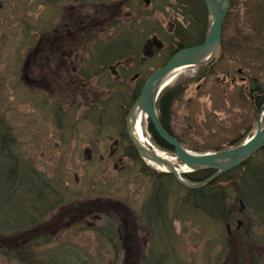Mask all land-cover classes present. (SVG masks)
Wrapping results in <instances>:
<instances>
[{"label": "rangeland", "instance_id": "rangeland-1", "mask_svg": "<svg viewBox=\"0 0 264 264\" xmlns=\"http://www.w3.org/2000/svg\"><path fill=\"white\" fill-rule=\"evenodd\" d=\"M77 1L0 0V126L15 141L10 156L37 175L58 177L62 192L76 195L67 196L64 201L67 205L60 202L32 226L17 229L2 214L5 225L0 229V264L43 263L50 256L55 235L59 237L61 233L65 234L61 238L72 236L66 243L69 247L76 244L81 250L96 248L94 256H99L103 264H114L113 261L144 264L149 250L152 251L153 240L141 207L150 204L154 178L149 174L154 169L138 158L133 161L128 157V137L122 134L117 145L122 123L121 128L110 124L122 120L131 106L134 85L119 86L114 83L117 76L109 71L99 77V66L111 67V63L121 60L112 71L121 68L124 75L128 72L126 80L136 77L146 82L176 43L169 36L173 24L183 29L188 24L181 8H177L179 0ZM229 1L218 52L202 66L181 70L168 85L169 89H183L179 100L171 106L170 132L181 145L197 154L227 151L241 145L254 133L264 102V0ZM204 9L207 29L209 20L205 6ZM120 32L133 44L122 58L116 53L121 41L116 34ZM102 48L109 51L108 58L104 55L107 60L99 58L104 57L98 53ZM142 59L144 62L139 64ZM98 99H102L103 106L99 103L93 107ZM101 106L104 114L100 122L94 112H100ZM141 126L145 140L156 148L143 117ZM261 126L264 127V116ZM164 152L178 166L176 159ZM260 164H264L261 158ZM17 171L16 167L14 176ZM207 171L212 172L210 176L214 174L213 170L197 172ZM9 177L13 180L7 174L2 183L9 181ZM35 182L44 193L45 186L39 180ZM233 182L234 178L223 182L230 196L225 204L226 219L221 224L196 211L185 216L192 209L183 203L182 191L172 190L171 199H178L177 207L180 206L168 211V219L173 218V240H157L162 244L160 247L171 250L168 255L173 260L171 264H264V212L260 211L259 222L239 202V186L234 187ZM84 194L89 197L87 202L99 199L110 203V206L101 204L104 216L120 211L112 223L102 220L99 224L105 230L121 226V236L115 237L120 254L111 249L110 243L98 250L95 247L98 245H91L97 238L86 231L87 208L80 211L83 219L71 217L73 211L69 210L76 208L77 200ZM3 197L2 201L12 202ZM159 197L163 198L162 192ZM20 199H17L20 207H35L29 199ZM41 233L52 238L40 244L35 237ZM120 237L122 242L118 240ZM50 264H54L51 259Z\"/></svg>", "mask_w": 264, "mask_h": 264}, {"label": "trees", "instance_id": "trees-1", "mask_svg": "<svg viewBox=\"0 0 264 264\" xmlns=\"http://www.w3.org/2000/svg\"><path fill=\"white\" fill-rule=\"evenodd\" d=\"M71 1L73 3L79 2L77 0H71ZM83 1L84 2H98L101 0H83ZM177 8H181L182 17L184 18V21H186L188 25L187 27L183 29L179 25L173 24L172 26L173 30L171 33H169V36L171 37V40L175 38L176 43H174L171 50L168 51V54L166 55L163 64L175 52L185 49V48L198 46L202 44L204 40L207 20H206L205 9H204L202 0H179L177 1ZM127 18L130 19V17H127ZM127 34L129 33L127 32ZM116 36L121 39L120 43L117 44L116 53L119 55L120 58H122L126 56V54H128V52L132 49L131 46L133 44L124 34V32L123 33L120 32L119 34H116ZM107 52L109 53V51L104 48L98 51V53H101L100 55L102 56L107 55L106 54ZM106 57L108 58V55ZM106 57L104 56V57H99V58H104L107 60ZM119 62H122V61L119 60ZM119 62H116L114 64L111 63V67L114 65H118ZM126 71L127 70H125V72ZM127 74L128 72H126L125 75L123 74V72H121V76H120L122 78L121 85L129 88L128 87L129 84L126 85V83L129 82V80H126L128 76ZM138 82H139L138 84L139 86L138 85L137 87L135 86L134 91L131 90L132 93H130V96H131L130 100L132 101V103L135 101L139 93V90L144 83V80H141V81L139 80ZM182 92H183V89L181 87H175L169 90H165L161 94L160 98L158 99V103H157V109L159 112V120H160L161 125L176 140H178V138L173 136L172 133L170 132L169 114L171 112L172 104H174L175 101L179 100V98L182 95ZM96 102L98 104L101 103L103 106L102 99H98L96 100ZM92 106L94 107L96 106V104H93ZM101 107H100V111L103 113L104 107L102 108ZM129 107L130 105L128 106V108ZM126 112L125 114H123L124 117L126 115ZM124 117L122 116V120H120L119 122H118L119 119H117L116 121L117 122L116 126H118V128H121V123H122L121 131L119 129V134H120V137L118 139L119 142H121L123 135L126 138V135L124 134L125 132L124 131ZM4 129L5 127L0 126V229L1 230H3L4 225H5V220H4L5 218L2 217V212L4 209L8 208L7 206H5L8 203H14L13 220L11 222L14 223L13 225L17 229L18 227H23L27 225L32 226L36 221H38L39 217L43 216V214L40 216H36L35 219H33L31 222L27 224L26 223L27 215L30 213L31 209L26 208V207H20L19 205H17L18 204L17 199L21 200L20 197H22L23 200L29 199L30 201H32L33 202L32 205L35 206L33 207L35 212L37 211V212L44 213V210H41L40 208V204L42 203L44 193L37 189V187H41V185H38V184L35 185V183H37L35 182V180H39V179L43 180V178L41 177V175L35 174L34 171L32 172L29 166L27 167L23 165L22 163H17L16 157L10 156L12 154L11 152L12 148L15 147V141L12 140L7 135ZM148 131L152 137V141H154V143L158 146V148L165 150L169 153H172V150L169 147H167L161 139L157 137V135L153 131L150 124H148ZM126 146L129 152L128 157H131L133 161L135 160L138 161L139 158L137 157V154L132 148V146L130 144ZM260 158H261V161L264 162V150L262 149L257 151L256 154L243 166L220 177L214 183L209 184V186L203 189L194 190V191H188V190H185L183 187L179 186L174 181L173 177L169 174H163V173H157L155 171H150L151 173L149 175L153 176L154 178L152 182V190L149 195L150 204L148 203L147 205H143L141 207L143 221L148 227L149 233L152 236H156V234L162 231V227L166 225V230L167 231L169 230V232L165 233L163 231L162 236H164L165 234L166 235L171 234L173 218L168 219L170 218L168 211L171 212V209L178 210L180 208V206L177 207V205L179 204L178 199L177 200L171 199L170 194L172 193L173 189H175L176 191L178 190V191L183 192V203L185 204V206H189L192 209V213L191 211H187L185 213V216H187V214L192 215L194 213L193 211H196V212H200V214L203 216L204 214L210 215L212 219H214V221L221 224L226 219L225 204L230 196L229 193H227V190L223 185V182L227 181V178H232V179L234 178L233 186L234 187L239 186V190H240V195H238V199H240V201L245 205L247 211L250 214L254 213V215L257 217V220H259L260 222V211L264 212V164L263 165L260 164ZM14 162H16L17 164L15 165ZM16 167L18 171L15 172L16 175L14 176L13 171L16 169ZM260 168L262 170H260ZM28 173H30V176H27ZM211 173H212L211 171L196 172V173H192L189 175H185L183 176V178L189 183H193V182L205 180L208 176H210ZM7 174H11L13 176V180H11L9 177V181L2 183V181L5 179V176H7ZM31 175H34V176H31ZM40 183L42 184V181H40ZM42 185L44 186L45 183ZM9 186L12 189H14L15 187L14 192L8 193V194H13V196L15 197L11 198L12 202L5 203V200L2 201L4 199L3 196H5V198L7 199L6 197L7 193L4 192V190H5V187L9 188ZM30 188H33L34 192L31 191ZM43 191L45 190L43 189ZM160 192L163 193L162 199H160L159 197ZM40 195L42 196L40 197ZM59 203L60 202H57V204H53L51 206L50 211H52V209L58 206ZM105 221L106 223L107 221H109L110 223L113 222L112 219H107V218L105 219ZM163 223H165V225ZM105 226L107 227V224ZM113 228L114 227L112 226L111 229ZM111 229H107V230H111ZM101 230H102V233L104 231H107L103 229L102 227H101ZM39 243L41 244L43 242H39ZM66 243L58 244L56 248L50 249L51 250L50 254H55L57 257H60L63 259H70V258H73L79 255V252L81 253L84 250V249L82 250L77 249L76 244H71L69 247L66 245ZM110 243H115V238ZM159 244L161 243L159 242ZM117 253L120 254L119 251L116 252V254ZM170 253H171V250L168 252V254ZM165 255H162V257L170 260V258L167 257L166 253ZM31 257L28 256V259L32 260ZM97 257L100 259L99 256ZM116 258L117 257H115V260ZM152 258H154V256H153V253L151 252L150 255L145 259V261L146 260L147 261L144 264H159L158 262L153 263L151 261ZM50 259L51 258L49 257L48 261L45 263L50 264L49 262ZM94 262L91 261L90 263L103 264L102 260L100 261L97 260V263H94ZM115 262L116 261H114V263ZM53 263L55 264V261Z\"/></svg>", "mask_w": 264, "mask_h": 264}, {"label": "water", "instance_id": "water-1", "mask_svg": "<svg viewBox=\"0 0 264 264\" xmlns=\"http://www.w3.org/2000/svg\"><path fill=\"white\" fill-rule=\"evenodd\" d=\"M202 1L207 9L209 20V27L204 42L200 46L176 52L162 68L154 71L143 85L135 103L131 106L125 118L127 137L141 161L163 165L166 169L163 172L172 175L179 185L190 190L200 189L210 184L222 174L234 169L253 156L264 146V127L261 126L264 116V103L259 109L256 118V128L252 136L233 149L210 154H197L181 145L164 130L159 121L156 102L161 91L166 87L165 76L173 70H184L206 64L220 48V31L224 15L228 10V0ZM136 106L138 107L137 116L143 114L148 119L157 136L173 150L176 158L182 163L184 171L175 169L150 153L148 149L138 148L136 141L131 136V125L128 124L129 115ZM187 152L191 153L187 154ZM205 170H213L214 174L201 183L190 184L181 178V175Z\"/></svg>", "mask_w": 264, "mask_h": 264}, {"label": "bare ground", "instance_id": "bare-ground-1", "mask_svg": "<svg viewBox=\"0 0 264 264\" xmlns=\"http://www.w3.org/2000/svg\"><path fill=\"white\" fill-rule=\"evenodd\" d=\"M221 45V44H220ZM212 60V59H211ZM210 60V61H211ZM101 68L100 72H99V77H103L104 75H107V72L109 71L110 74L114 73V71H112V69H110L109 67H106L105 65H101L99 66ZM98 67L96 66L95 67V71L97 72L98 71ZM181 70H173V71H170L166 76H165V81H166V86L170 85L176 78V76L178 75V73L180 72ZM113 76H117V78H113L114 79V83L116 82L117 84H119V86H122L121 85V81H122V78L120 76L116 74H113ZM129 84V85H128ZM126 85L129 86V88L132 86L131 83H126ZM125 87V86H124ZM134 89V88H133ZM98 90V89H97ZM108 93H111L112 91H109V89H106ZM99 91V90H98ZM133 91V90H132ZM136 100V99H135ZM107 102V101H106ZM93 104H96V106L98 105V103L95 101ZM92 104V105H93ZM133 104V103H132ZM131 104V106H132ZM131 106L128 108L127 112H126V115L128 113V111L130 110ZM114 109V108H113ZM137 109L138 107L136 106L132 112L130 113L129 115V125H131V128H130V132H131V136L133 137V139L136 141L137 143V146L138 148L140 149H143V150H147L150 149V150H153L154 153H156L160 158L164 159V160H167L169 162H171V160L167 157L166 153H163L162 151L158 150V146L155 144L156 148L150 143H148L144 136H143V130H142V126H141V122H142V115H139L137 116ZM95 114V112H94ZM125 115V117H126ZM95 117L98 116L99 117V120L102 119L101 116H103V113L100 111V112H96V114L94 115ZM124 117V119H125ZM144 118V117H143ZM98 120H95V122H97ZM99 122V121H98ZM101 122V120H100ZM106 122H109V120H106ZM111 125H114L116 127V124L112 121L110 122ZM124 127H125V132H126V122H124ZM129 141V139H128ZM120 142L117 143V145L119 144ZM130 143V141H129ZM131 145V143H130ZM132 146V145H131ZM186 147V146H185ZM188 148V147H186ZM189 149V148H188ZM191 152H187V154H190ZM14 164L16 165L17 163L14 162ZM149 165H151L155 170L157 171H165V167L163 165H160V164H156V163H149ZM185 169H182V171H184ZM160 173H163V172H160ZM191 174V173H188V175ZM46 176V175H45ZM172 176V175H171ZM183 176L185 175H181V178H183ZM41 177H43L41 175ZM173 177V176H172ZM47 179L49 180H53V181H47ZM58 179V177L56 176H48V177H43V180L39 179L40 181H42V184L45 183V187H42L44 190L46 189V191H44V194H43V199H42V203L40 204V208L43 209L44 207V213L43 212H35V210L33 208H31L30 210V213L27 215V220H26V223L28 224L29 222H31L33 219H35L36 216H40V215H44L46 214L47 212L50 211L51 209V206L53 204H57V202H64L66 201V197L67 196H70V194L72 193H67V195L65 193H63L62 191L64 190L63 187L61 186V183L56 180ZM174 179V178H173ZM206 180V179H205ZM174 181L176 182V180L174 179ZM214 181V180H213ZM213 181L210 183L212 184ZM53 184H49V183H52ZM203 181H198V182H193L191 184H197V183H201ZM177 183V182H176ZM187 183H189L187 181ZM178 184V183H177ZM49 185V186H48ZM179 185V184H178ZM181 186V185H179ZM209 185H206L205 187H207ZM182 187V186H181ZM204 187V188H205ZM184 188V187H183ZM15 190V187L14 189H12L10 186L9 188H6L5 187V190L4 192L6 193H11V192H14ZM31 191L34 192V189L33 188H30ZM197 190V189H196ZM199 190V189H198ZM47 194L49 196H47ZM73 196V194H72ZM76 196V195H75ZM75 196H73L75 198ZM12 197H15L13 196V194H8L7 195V198L9 200H11ZM81 199H78L76 204V208L74 207V210H69V211H73L72 214H71V217H75L74 219H77L78 221L80 219H83V217H81V214H80V211H82L83 208H87L88 209V212H87V216L84 220H87V223H88V226L86 227V231L88 232H91L92 234H94V236H96L97 240L96 242L92 243L91 245H98V246H95L97 247V250L98 249H101V248H104L105 246H107V244H109L115 237H118V236H121V226L117 225V227L111 229V230H107V231H104L102 233V230L99 226V224L101 223L102 220H105L106 218L107 219H112L113 221L117 219V214L120 213L119 210H116V208L114 210L113 213H111L109 216H104L103 215V212L101 210V204H106L108 206H110V203H108V201L106 202H102L100 201L99 199H96V200H93V201H90V202H87V200H89V197L88 195H82L80 197ZM88 198V199H87ZM39 199V198H37ZM69 198H67L68 200ZM86 200V201H85ZM85 201V202H84ZM69 202V201H68ZM5 203H8V202H5ZM88 203V204H87ZM68 203L64 202V203H61V205H67ZM92 204V205H90ZM120 205V204H118ZM244 205V204H243ZM5 206H7L8 208L4 209L3 212L5 213V216L7 218H9L11 221L13 220V208H14V203H8L6 204ZM100 206V207H99ZM103 206V205H102ZM245 206V205H244ZM69 207V206H68ZM109 208H114V206L112 207H109ZM108 208V209H109ZM244 208V207H243ZM246 208V207H245ZM109 209V210H111ZM122 209L124 210V207H122ZM246 210V209H245ZM2 212V214H3ZM130 212V211H129ZM11 213V214H10ZM89 215L90 218H89ZM49 217V215H48ZM40 219V220H39ZM43 218L39 217L38 218V222L41 221ZM91 220V221H90ZM90 221V222H89ZM12 223V222H11ZM14 224V223H12ZM165 225V223H163ZM172 228V227H171ZM147 229V228H146ZM53 231V230H52ZM123 231H124V228H123ZM163 231L168 233L169 230L167 231L166 230V225L162 227V231L160 233H158L156 236H152L149 231H147L149 233V236H152L151 237V240H153V243H151L152 245V251L149 250V253H153V256L154 258H152V262L153 263H159V264H171V262L173 261L172 259L168 260V259H165L162 257V255H165V253L167 254V257H168V252L170 251V249L167 248V246H162L160 247L162 244H159V241L157 240H162V239H166V242H172L173 240V233H172V229H171V234L170 235H165V236H162L163 235ZM47 234V233H46ZM64 233H61L59 237H57L55 235V239H56V242L55 244L52 246L51 249H54L56 248V246L58 244H61V243H66L68 242L67 240L72 238L71 237H65V238H61V236H63ZM48 236H53V234H47ZM65 235V234H64ZM46 235H44V233H41V235H38L35 237V239H37L36 241L37 242H44V241H50V238L52 237H45ZM57 237V238H56ZM48 238V239H46ZM160 238V239H159ZM46 239V240H45ZM119 241H123V239L118 238ZM63 241V242H62ZM117 242V241H116ZM91 245L89 246V248H92ZM110 247L111 249L114 251V252H118V251H121L120 250V246L118 244L117 246V243H110ZM96 249V248H95ZM89 250V249H84L81 253H79V255L73 257V258H70V259H63V258H60V257H57L55 254H50V258H51V262L53 263L55 261V264H92L90 263L91 261H95V260H98L100 261L101 259H99L97 256H94L95 255V252L96 250ZM93 252V253H91ZM46 256V254H45ZM166 256V255H165ZM159 257V258H158ZM147 258V257H145ZM158 258V260H157ZM29 260V259H28ZM48 261V258L45 257L43 263L41 261L40 264H46L45 262ZM147 261V260H146ZM145 261V262H146ZM50 262V260H49ZM144 262V263H145ZM175 262V261H174ZM114 263V261H113ZM115 264V263H114Z\"/></svg>", "mask_w": 264, "mask_h": 264}, {"label": "flooded vegetation", "instance_id": "flooded-vegetation-1", "mask_svg": "<svg viewBox=\"0 0 264 264\" xmlns=\"http://www.w3.org/2000/svg\"><path fill=\"white\" fill-rule=\"evenodd\" d=\"M229 4H230V1H229ZM143 62H144V61H139V64H142ZM116 73L118 74L119 71L117 70ZM138 79H139V78H138ZM242 80H244V79L242 78Z\"/></svg>", "mask_w": 264, "mask_h": 264}]
</instances>
